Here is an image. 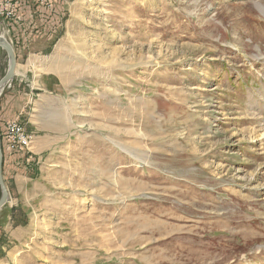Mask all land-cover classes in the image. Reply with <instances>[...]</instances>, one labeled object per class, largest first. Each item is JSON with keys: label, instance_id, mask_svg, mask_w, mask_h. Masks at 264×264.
I'll return each mask as SVG.
<instances>
[{"label": "rangeland", "instance_id": "rangeland-1", "mask_svg": "<svg viewBox=\"0 0 264 264\" xmlns=\"http://www.w3.org/2000/svg\"><path fill=\"white\" fill-rule=\"evenodd\" d=\"M31 1L23 22L44 36L50 17ZM56 5L45 66L20 50L18 74L36 89L34 71L56 73L58 93L37 90L31 108L70 122L37 153L45 188L0 210V264H264V0ZM37 121L57 134V117Z\"/></svg>", "mask_w": 264, "mask_h": 264}, {"label": "crops", "instance_id": "crops-1", "mask_svg": "<svg viewBox=\"0 0 264 264\" xmlns=\"http://www.w3.org/2000/svg\"><path fill=\"white\" fill-rule=\"evenodd\" d=\"M24 1L25 3L22 6L21 11H23L25 21L24 10L26 9V6L28 4L32 3V1ZM56 4L53 10H47L45 8L47 10V16L50 17V21H47L46 18V24H51V27L48 29L47 33L44 34V36L42 32L38 30H36V34L33 36L35 28H42L37 23L26 22L24 24L23 22L21 26L16 27L13 30V37L14 39H16L18 47V54H16L17 62L18 60L20 62V57L22 54V52L20 53V50L25 51L28 49L26 51L29 52L28 57H37L39 59L41 67L45 66L46 56L50 53L51 45H54L51 42H53L55 35L62 30L64 23L62 16L63 13L59 11V7ZM30 34H32L31 37ZM26 37L30 38L27 39ZM23 45L26 46L22 47ZM18 66L16 70L17 75L15 74L13 82H11L9 87L5 88L0 96V123L5 124L6 121L19 117L20 123L24 125L27 132L35 135L32 155L28 153V155L21 153L15 154L12 157L13 164L9 165L4 162L3 167L4 179L7 180V183L9 185V188L6 185L9 190V194L11 195L12 199H16L18 206L25 207L33 202V200H35V198L37 197V192H35L36 189L40 190L42 188L36 179V175H38L36 174V172L39 169L37 166L40 162V158L37 157V153L56 148L61 141L66 140V127L67 121L70 122V116L67 114L66 110L60 109V106H58L57 110H52L50 108L44 107L45 101L39 103L37 107L34 104V108H31L32 98H34V92H36L37 90L38 92L41 91L47 95L49 93L50 95L58 93V90H60L62 83L61 80L58 79L59 77L56 73L44 72L37 76V71H34V77H37L35 80V84H37V87L36 89L32 87L30 89H26V84L21 81L20 74H18V70L21 66L19 63ZM30 77H32V75H30ZM42 114L52 115L53 118L57 117L60 120L58 132L54 136H39L37 134L36 131L39 130L37 128L39 126V122L37 121V119H39ZM4 156H7V149L5 150ZM32 158L35 160L34 162ZM44 188L45 187H43L42 189ZM8 221L9 219H7V222ZM4 231L6 233H10L8 223L5 224ZM21 234V236H24L23 231L21 232ZM17 253V255H19V252ZM3 264L14 263L8 261L7 263L4 262Z\"/></svg>", "mask_w": 264, "mask_h": 264}, {"label": "built area", "instance_id": "built-area-1", "mask_svg": "<svg viewBox=\"0 0 264 264\" xmlns=\"http://www.w3.org/2000/svg\"><path fill=\"white\" fill-rule=\"evenodd\" d=\"M47 10H53L58 0H35ZM24 0H0V36L6 38L14 47L13 30L23 24L24 15L21 11ZM2 148H7V156L18 154L19 142H26L31 133L23 130V125L16 119L0 123ZM32 155V152H30Z\"/></svg>", "mask_w": 264, "mask_h": 264}, {"label": "water", "instance_id": "water-1", "mask_svg": "<svg viewBox=\"0 0 264 264\" xmlns=\"http://www.w3.org/2000/svg\"><path fill=\"white\" fill-rule=\"evenodd\" d=\"M0 36V48L3 49L8 56V70L4 77L0 80V93L5 90V87L13 82L18 66L16 52L13 45L6 39H2ZM1 96V94H0ZM4 155L2 150V138H1V130H0V188H1V196H0V210L8 203L10 199L9 191L5 183L4 179Z\"/></svg>", "mask_w": 264, "mask_h": 264}, {"label": "bare ground", "instance_id": "bare-ground-1", "mask_svg": "<svg viewBox=\"0 0 264 264\" xmlns=\"http://www.w3.org/2000/svg\"><path fill=\"white\" fill-rule=\"evenodd\" d=\"M258 8L261 10V12L264 14V7H262V6H258ZM58 9V8H57ZM49 14V13H48ZM53 16V15H52ZM26 27H28V26H26ZM50 27H51V25H50ZM55 28V27H54ZM50 32V31H49ZM54 34V33H53ZM3 39V38H2ZM4 39H6V38H4ZM257 60V59H256ZM19 67V66H18ZM17 75V74H16ZM11 84V83H10ZM10 84H8L6 87H9V85ZM5 87V88H6ZM4 91V90H3ZM3 91L0 93V94H2L3 93ZM262 126H264V123H263V125ZM23 130H25V131H27L26 129H25V127H24V125H23ZM32 135V134H31ZM254 135V134H253ZM252 135V137H250V138H253V140L254 141H257V142H260L261 141V139L262 138H260V136H261V134H256L255 136H253ZM32 137H34L33 135H32ZM264 138V137H263ZM34 138H27V147H26V142H19V149H21V151H19V153H21V154H30V152H32V148H33V144H34ZM252 141V140H251ZM260 147H262V146H260ZM264 147V146H263ZM2 150H3V155H4V149L2 148ZM5 150H6V148H5ZM36 150V149H35ZM262 150V149H261ZM27 154V155H28Z\"/></svg>", "mask_w": 264, "mask_h": 264}, {"label": "trees", "instance_id": "trees-1", "mask_svg": "<svg viewBox=\"0 0 264 264\" xmlns=\"http://www.w3.org/2000/svg\"><path fill=\"white\" fill-rule=\"evenodd\" d=\"M4 149V148H3Z\"/></svg>", "mask_w": 264, "mask_h": 264}]
</instances>
